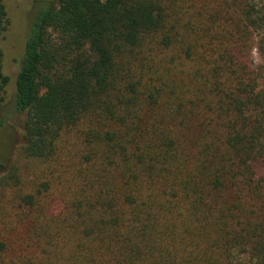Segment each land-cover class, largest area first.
Listing matches in <instances>:
<instances>
[{
  "label": "trees",
  "instance_id": "1",
  "mask_svg": "<svg viewBox=\"0 0 264 264\" xmlns=\"http://www.w3.org/2000/svg\"><path fill=\"white\" fill-rule=\"evenodd\" d=\"M226 3L34 0L13 104L46 180L13 190L0 264H264V92L238 57L261 18Z\"/></svg>",
  "mask_w": 264,
  "mask_h": 264
},
{
  "label": "rangeland",
  "instance_id": "2",
  "mask_svg": "<svg viewBox=\"0 0 264 264\" xmlns=\"http://www.w3.org/2000/svg\"><path fill=\"white\" fill-rule=\"evenodd\" d=\"M9 14V26L0 43L3 52L2 70L9 80L4 90V102L0 106V218L2 221H13L15 212L19 209L10 202L13 190L23 193L35 191L39 184L46 180V174H38L36 163L21 156V148L25 140L23 136L24 113L14 108L15 81L19 62L23 54L24 42L33 17L34 0H3ZM44 1V0H43ZM227 7L233 0H226ZM245 2L252 7L251 16L261 18L260 25L251 29L250 49L247 54H239L250 64L249 68L256 78L255 91L264 92V0H236ZM209 9L213 8L208 5ZM226 16V12H222ZM229 17L235 18V12ZM264 140V139H263ZM59 145L64 148L67 143L62 141ZM39 169V165L37 166ZM258 175L264 172V159L257 166ZM16 179L20 180L18 186ZM21 188V189H20ZM7 193L3 196V193ZM19 224L14 232L21 230Z\"/></svg>",
  "mask_w": 264,
  "mask_h": 264
}]
</instances>
